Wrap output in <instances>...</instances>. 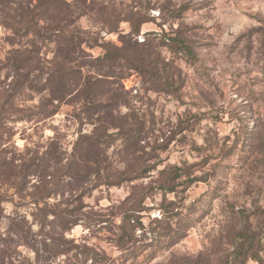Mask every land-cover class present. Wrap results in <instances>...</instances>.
Returning <instances> with one entry per match:
<instances>
[{
    "label": "rangeland",
    "instance_id": "rangeland-1",
    "mask_svg": "<svg viewBox=\"0 0 264 264\" xmlns=\"http://www.w3.org/2000/svg\"><path fill=\"white\" fill-rule=\"evenodd\" d=\"M78 1L98 39L84 53L0 26V264L117 260L128 215L137 236L157 220L186 232L145 264H264V0ZM90 2L123 16L118 32ZM130 12L147 20L133 42L180 35L194 56L156 49L158 82L124 63L100 76L93 61L122 46ZM177 168L194 182H172Z\"/></svg>",
    "mask_w": 264,
    "mask_h": 264
},
{
    "label": "trees",
    "instance_id": "trees-1",
    "mask_svg": "<svg viewBox=\"0 0 264 264\" xmlns=\"http://www.w3.org/2000/svg\"><path fill=\"white\" fill-rule=\"evenodd\" d=\"M35 2L38 4L35 5ZM79 2L78 0H0V26L9 30L16 38H37L44 42L54 43L57 47V54L66 55L69 53L71 55L78 52L84 53L81 50L82 47L84 45L88 47H91L93 44L96 45L98 39L86 37L88 33L82 31L78 25L80 16H84V12L78 13ZM84 2H87V0H84ZM87 8L97 12L98 17L96 16V18L102 22L103 31H108L109 33L119 31L120 23L123 22L121 20L123 16L120 13L117 15L114 8H111L110 12H108L106 5L103 4V6L96 8L95 2H92V4L90 2V5L87 4ZM140 16L142 17V13L134 14V12H130V20L128 22L131 24L132 32L127 36L121 35L120 42L122 46L114 47L108 45L105 47L106 54L103 57L94 59V64L100 66H94L100 68L101 71H98L102 73L100 76L110 77L108 74L116 69H122L124 63L125 69L140 72L142 75H148L151 81L158 82L157 78H160V75L164 76L165 71L163 69L164 64L160 62L156 49L171 45L175 48L180 46L181 49L179 51L184 55L194 56L193 49L189 47V41L181 38L180 35L167 39L165 36H156V38L151 39L149 42L145 40L141 44L137 41L133 42V39L140 35L142 25L147 22V20L139 19ZM158 38L164 45H160V43L156 44ZM105 70H108L110 73L107 74ZM172 174V182L184 178L190 184L194 182V180L189 179L191 173L188 169L177 168L173 170ZM141 176H121L115 181L108 182L107 185L109 187L121 186L125 182L137 180ZM196 181L204 182V179ZM165 190L174 192L173 187ZM168 212L167 210L164 213L163 218L171 219L174 216L172 212ZM76 222L78 221H73V224L76 225ZM156 223V227L148 230L141 224V231L144 232L142 236H137V230L140 226L137 225V221L135 223L134 216H126L122 224L117 227L118 234H115L116 248L120 253V258L117 260H106L100 254H95L92 259L93 264H145L154 258V255H149L148 253L150 249L162 251L170 248L169 246L178 244L186 237V232L180 233L168 226L165 227L162 225L163 221L157 220ZM149 238L153 240L152 243L148 242ZM142 241L147 242L146 246L139 245ZM150 244H154L156 247H149L151 246ZM88 257H90V254ZM141 259H144V261L141 262ZM258 262L262 264L261 259H258Z\"/></svg>",
    "mask_w": 264,
    "mask_h": 264
},
{
    "label": "built area",
    "instance_id": "built-area-1",
    "mask_svg": "<svg viewBox=\"0 0 264 264\" xmlns=\"http://www.w3.org/2000/svg\"><path fill=\"white\" fill-rule=\"evenodd\" d=\"M143 42V41H142Z\"/></svg>",
    "mask_w": 264,
    "mask_h": 264
}]
</instances>
